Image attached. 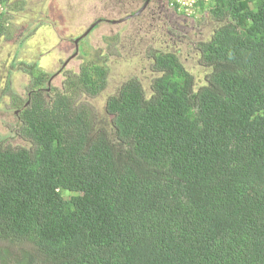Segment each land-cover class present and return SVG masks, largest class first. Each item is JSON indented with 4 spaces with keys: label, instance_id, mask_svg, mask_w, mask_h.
<instances>
[{
    "label": "trees",
    "instance_id": "trees-1",
    "mask_svg": "<svg viewBox=\"0 0 264 264\" xmlns=\"http://www.w3.org/2000/svg\"><path fill=\"white\" fill-rule=\"evenodd\" d=\"M209 14L204 85L154 54L150 95L133 79L106 100L115 143L35 78L0 138V264H264V0ZM106 74L84 65L82 90Z\"/></svg>",
    "mask_w": 264,
    "mask_h": 264
},
{
    "label": "rangeland",
    "instance_id": "rangeland-1",
    "mask_svg": "<svg viewBox=\"0 0 264 264\" xmlns=\"http://www.w3.org/2000/svg\"><path fill=\"white\" fill-rule=\"evenodd\" d=\"M143 2H1L0 138L15 133L14 116L24 108V98L32 90L36 77L41 78L46 95L64 92L75 107H84L93 131L106 133L112 143L115 139L112 118L105 111L106 100L124 82L133 79L139 82L146 96L150 95V84L156 76L152 70L154 54L173 53L192 76L194 89L204 85L209 68L197 60V44L208 41L217 27L209 14L214 0L203 1V10L198 2L174 10L170 5L167 8L166 0H150L139 16L119 24L109 22L131 15L130 11L140 8ZM97 20L108 22L96 24L85 35ZM33 64H37L35 73L28 70ZM84 65H97L106 70L105 87L95 95L82 90L79 80ZM11 144L22 146L24 143L14 138ZM63 195L68 198L67 194Z\"/></svg>",
    "mask_w": 264,
    "mask_h": 264
},
{
    "label": "flooded vegetation",
    "instance_id": "flooded-vegetation-1",
    "mask_svg": "<svg viewBox=\"0 0 264 264\" xmlns=\"http://www.w3.org/2000/svg\"><path fill=\"white\" fill-rule=\"evenodd\" d=\"M149 2H150V0H144V2H143V4L141 5V7L140 8H138V9H136L135 11H130L131 12V15L129 14L128 16H126L125 18H122V19H120V20H118V21H121V20H123V21H126V20H128V19H131V18H135V17H137V16H139L142 12H143V10H145L146 8H147V5L149 4ZM166 2H167V8L169 7V5H170V0H166ZM174 12V11H173ZM123 21H121V22H118V23H116L117 21H109L110 23H112V24H119V23H122ZM101 22H108L107 20H97V21H95L94 23H92V24H98V23H101ZM91 24V25H92ZM72 56H74V55H72ZM47 85V87H49V82H48V84H46ZM42 89V88H41ZM43 90V89H42Z\"/></svg>",
    "mask_w": 264,
    "mask_h": 264
},
{
    "label": "built area",
    "instance_id": "built-area-1",
    "mask_svg": "<svg viewBox=\"0 0 264 264\" xmlns=\"http://www.w3.org/2000/svg\"><path fill=\"white\" fill-rule=\"evenodd\" d=\"M199 1H206V0H171L170 1V6H172L173 8H175V6H177V8L179 9H184L186 7H191L194 4H196ZM2 6L0 5V14L2 13Z\"/></svg>",
    "mask_w": 264,
    "mask_h": 264
},
{
    "label": "water",
    "instance_id": "water-1",
    "mask_svg": "<svg viewBox=\"0 0 264 264\" xmlns=\"http://www.w3.org/2000/svg\"><path fill=\"white\" fill-rule=\"evenodd\" d=\"M121 21H123V20H121ZM121 21H117L116 23H118V22H121ZM96 24H92L87 30H86V32H85V35L87 34V33H89V31L95 26ZM82 37V36H81ZM77 42V40L75 41V43ZM76 49V48H75ZM74 56L76 55V53H74L73 54ZM73 57V56H72Z\"/></svg>",
    "mask_w": 264,
    "mask_h": 264
}]
</instances>
